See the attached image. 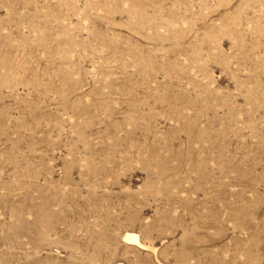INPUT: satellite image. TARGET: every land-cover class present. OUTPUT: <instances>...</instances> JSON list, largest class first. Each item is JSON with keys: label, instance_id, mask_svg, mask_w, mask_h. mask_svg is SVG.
<instances>
[{"label": "rangeland", "instance_id": "374dc122", "mask_svg": "<svg viewBox=\"0 0 264 264\" xmlns=\"http://www.w3.org/2000/svg\"><path fill=\"white\" fill-rule=\"evenodd\" d=\"M0 264H264V0H0Z\"/></svg>", "mask_w": 264, "mask_h": 264}, {"label": "bare ground", "instance_id": "6f19581e", "mask_svg": "<svg viewBox=\"0 0 264 264\" xmlns=\"http://www.w3.org/2000/svg\"><path fill=\"white\" fill-rule=\"evenodd\" d=\"M124 241L127 243H132V244L141 246L140 237L137 233H134V232H127L124 235Z\"/></svg>", "mask_w": 264, "mask_h": 264}]
</instances>
